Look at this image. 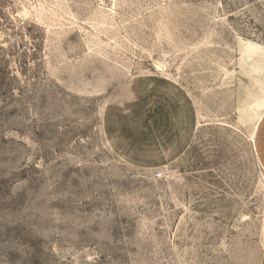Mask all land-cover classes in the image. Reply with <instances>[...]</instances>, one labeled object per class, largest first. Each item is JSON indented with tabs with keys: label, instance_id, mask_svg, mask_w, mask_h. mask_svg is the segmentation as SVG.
Masks as SVG:
<instances>
[{
	"label": "rangeland",
	"instance_id": "obj_1",
	"mask_svg": "<svg viewBox=\"0 0 264 264\" xmlns=\"http://www.w3.org/2000/svg\"><path fill=\"white\" fill-rule=\"evenodd\" d=\"M0 264H264V0H0Z\"/></svg>",
	"mask_w": 264,
	"mask_h": 264
},
{
	"label": "built area",
	"instance_id": "obj_2",
	"mask_svg": "<svg viewBox=\"0 0 264 264\" xmlns=\"http://www.w3.org/2000/svg\"><path fill=\"white\" fill-rule=\"evenodd\" d=\"M159 177H161V174H159Z\"/></svg>",
	"mask_w": 264,
	"mask_h": 264
}]
</instances>
